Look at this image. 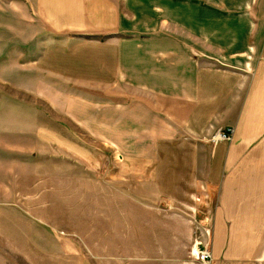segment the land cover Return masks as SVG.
<instances>
[{
    "label": "crops",
    "instance_id": "obj_1",
    "mask_svg": "<svg viewBox=\"0 0 264 264\" xmlns=\"http://www.w3.org/2000/svg\"><path fill=\"white\" fill-rule=\"evenodd\" d=\"M0 9L8 24H23L22 37L8 33L9 40H23L29 87L70 89L41 93L86 126L83 135L118 134L121 174L142 184V192L125 190V207L104 222V238L88 241V249L101 247L102 254L90 251L86 260L203 264L194 254L200 238L210 246V264H264V0H0ZM97 38L107 49L104 64L108 56L112 65L107 87L143 96H82L85 115L79 89L95 87L96 78L80 83L78 70L86 63L94 72ZM57 124L59 136L73 138L75 130ZM43 126L13 130L44 146L49 131ZM226 129L234 130L232 140L214 142ZM24 147L9 148L11 160L24 159ZM41 152L37 147L24 160L26 168L42 171ZM44 179L25 175L17 183ZM149 198L182 201L190 213L155 207ZM103 212L111 216L110 209ZM206 212L211 237L203 229ZM88 231L96 225L89 223ZM80 241L74 243L82 248Z\"/></svg>",
    "mask_w": 264,
    "mask_h": 264
},
{
    "label": "rangeland",
    "instance_id": "obj_2",
    "mask_svg": "<svg viewBox=\"0 0 264 264\" xmlns=\"http://www.w3.org/2000/svg\"><path fill=\"white\" fill-rule=\"evenodd\" d=\"M0 11H5L0 14V264H88L86 258L92 255L90 251L102 254L101 247L88 249V241L97 243L104 238V222L109 218L114 221L115 213L124 206L120 197L124 196L125 190L142 192V184H138L134 177L121 174L123 156L119 145L114 143V137L120 138L118 134L108 137L83 135L86 126L72 120L41 93L65 94L70 89L29 87L31 77L25 76L23 71V40H9L8 33L16 31L17 37H22L23 24H8L5 21L6 9ZM101 38L96 40L94 72L92 69L89 71L86 63L78 70L80 83H85L93 75L96 78L95 87L79 89V110L85 115L89 106L87 101L84 103L86 99L83 97L86 96L103 99L110 92L113 93L112 98L118 100L143 96L127 87H107L112 80V65L111 62L108 65V56L104 64L107 49L103 48L104 40ZM81 45L82 52L84 48ZM50 46L48 50L55 53ZM53 73L49 71L50 76H54ZM35 76H40L39 71ZM82 121L86 122V118ZM96 122H103L102 114L97 115ZM57 123H63L67 131L75 130L73 138L59 136L55 128L61 125ZM39 125H45L43 127L49 131L47 137H43L44 146L30 143L33 136H16L13 130ZM111 138L112 141L109 140ZM22 143L27 146L24 148L29 154L26 153L24 159L11 160L13 157L8 149H16ZM37 147L44 154L41 157L40 153L37 155L44 165L42 171L26 168L28 165L24 163L28 156H36ZM20 151H23L22 148ZM34 151L35 154L32 153ZM61 169L65 172L62 176L59 175ZM149 170L141 172L144 174ZM41 173L45 177L41 183H17L25 175L31 177ZM147 187L145 189L151 195L150 184ZM147 200L155 207L183 209L190 213L189 208L179 200ZM109 209L111 216H104L103 210ZM89 223L96 225V231H88ZM112 234L118 236V233ZM80 239L82 248L77 247ZM74 241H77L76 244ZM65 256L67 259L58 258ZM89 262L103 264L102 260Z\"/></svg>",
    "mask_w": 264,
    "mask_h": 264
},
{
    "label": "built area",
    "instance_id": "obj_3",
    "mask_svg": "<svg viewBox=\"0 0 264 264\" xmlns=\"http://www.w3.org/2000/svg\"><path fill=\"white\" fill-rule=\"evenodd\" d=\"M233 132H234L233 129H226V130L220 131L214 136L213 141L214 142L231 141L233 138ZM208 212H210V211H208ZM204 221L207 223L203 228L204 232L208 237H211V234H212V229H211L212 217L207 215V212H206V216H204ZM197 245L200 247L194 253L196 255V259L203 264H210L213 260V255H212L210 246L208 244L203 243V241L200 240V238L197 240Z\"/></svg>",
    "mask_w": 264,
    "mask_h": 264
}]
</instances>
